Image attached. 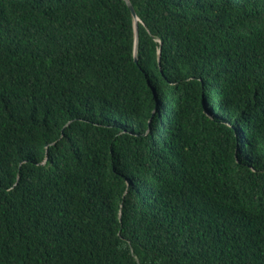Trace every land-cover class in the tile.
<instances>
[{"label":"trees","instance_id":"1","mask_svg":"<svg viewBox=\"0 0 264 264\" xmlns=\"http://www.w3.org/2000/svg\"><path fill=\"white\" fill-rule=\"evenodd\" d=\"M0 0V264H264V0Z\"/></svg>","mask_w":264,"mask_h":264},{"label":"water","instance_id":"2","mask_svg":"<svg viewBox=\"0 0 264 264\" xmlns=\"http://www.w3.org/2000/svg\"><path fill=\"white\" fill-rule=\"evenodd\" d=\"M131 13H132V17H133V23H134V30H135V50H134V59L137 61V55H136V52H137V38H138V24H137V21L139 20L136 12H135V9L133 7V4L131 3L130 0H125Z\"/></svg>","mask_w":264,"mask_h":264}]
</instances>
